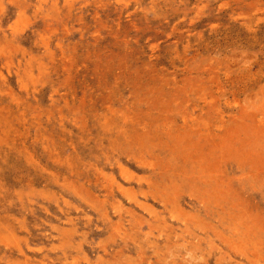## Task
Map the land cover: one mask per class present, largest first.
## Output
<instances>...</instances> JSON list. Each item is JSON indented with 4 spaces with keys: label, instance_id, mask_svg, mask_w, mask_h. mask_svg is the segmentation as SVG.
Wrapping results in <instances>:
<instances>
[{
    "label": "rangeland",
    "instance_id": "374dc122",
    "mask_svg": "<svg viewBox=\"0 0 264 264\" xmlns=\"http://www.w3.org/2000/svg\"><path fill=\"white\" fill-rule=\"evenodd\" d=\"M0 264H264V0H0Z\"/></svg>",
    "mask_w": 264,
    "mask_h": 264
}]
</instances>
